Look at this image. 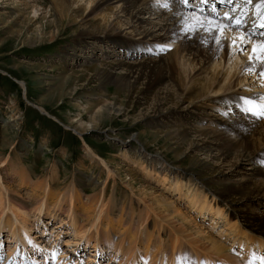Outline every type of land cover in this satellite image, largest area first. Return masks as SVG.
Returning <instances> with one entry per match:
<instances>
[{
	"label": "bare ground",
	"instance_id": "obj_1",
	"mask_svg": "<svg viewBox=\"0 0 264 264\" xmlns=\"http://www.w3.org/2000/svg\"><path fill=\"white\" fill-rule=\"evenodd\" d=\"M201 1L197 8L187 7L195 9L193 13L181 0H55L52 15L66 12L84 36L114 37L100 42L114 50L130 51L128 58L133 59L132 62L120 61L115 66L105 68L103 65L99 69L97 76L104 83L125 81L132 88L145 86V91L155 95V103L151 104L153 110L167 102L191 109L186 120L197 122L200 127H192L182 136L198 137L192 146L208 154V159L194 166L210 179L211 185L219 188L216 189L218 195L208 196L192 178H182L164 166L140 162V170L147 180L159 186L158 190L154 188L156 192L153 188L146 189L154 196L150 201L157 206L153 207L155 214L145 205L134 207L127 200L112 201L106 194L88 198L84 188L77 193L67 192V189L65 193L58 189V182L49 184L53 175L48 176V179L53 177L44 185L36 181L28 185L25 172L14 169V158H9L0 167V264H93L100 259L99 264H264V215L257 216L252 211L253 206L264 203V118L253 114L264 105V63L249 59L252 47L264 43V27H261L264 0ZM165 3L168 7H164ZM220 5L229 7L223 15L215 12ZM247 9L255 16L248 18L249 22ZM33 11L35 16L39 14L38 9ZM237 19L242 22L239 26L235 24ZM217 24L226 26L223 33L216 30ZM125 29L137 38L128 37ZM240 36L248 38V42L240 44L237 40V46H233V38ZM241 47L245 49L243 52ZM90 49L94 54L96 48ZM168 50L166 55H161ZM141 51L158 56L142 59L138 53ZM242 53L245 58L241 57ZM101 86L104 85L101 83ZM209 110L221 112L224 117L206 115ZM238 114L239 118H233ZM83 118L73 122L81 130L79 134L98 128L97 120L84 123ZM214 122L221 129L204 132L207 129L203 123ZM13 123L14 120L4 122L3 128L13 130ZM186 139L187 136L183 137ZM90 156L94 162L101 163ZM245 164L251 168L242 174ZM238 174L243 178L232 180L231 177ZM110 175L108 173V179ZM4 178L16 181L21 189L26 186L31 192V201L24 205L12 199ZM101 182L92 179L86 187L101 185L104 189L107 180ZM165 194L177 197L180 204ZM20 198L23 197L19 195ZM27 207L32 209L26 211ZM31 211L36 214L33 219L29 215ZM189 211L208 222L209 227L199 226L197 218L191 217ZM168 216L187 228L183 235L173 234L163 223L164 220L173 223L165 219ZM44 218L58 221L51 231L56 232V239L44 237L41 227L46 225ZM112 218L117 226L108 230ZM19 219L30 224L35 219L36 231L44 239L48 238L46 242L50 245L38 246L36 236ZM102 222L105 229L100 225ZM4 233L9 235L5 243L12 244L6 254L4 237L8 235ZM63 234L67 235V240L61 255L58 238ZM46 242L41 240L40 244ZM140 248L144 250L143 256L138 254ZM234 248L238 249L237 253ZM72 252L81 256L70 255ZM87 252H90L89 258ZM241 253L247 254V258Z\"/></svg>",
	"mask_w": 264,
	"mask_h": 264
},
{
	"label": "rangeland",
	"instance_id": "obj_2",
	"mask_svg": "<svg viewBox=\"0 0 264 264\" xmlns=\"http://www.w3.org/2000/svg\"><path fill=\"white\" fill-rule=\"evenodd\" d=\"M54 1L0 0V167L9 158H14V169L18 168V171L25 172L24 178L28 179L26 183L28 185L36 182L44 185L46 180L55 176L53 180H49V184L58 182L57 185H60L58 189L64 190L65 193L67 189V192L77 193L84 188L88 198L106 194L112 201L127 200L130 204L132 202L134 207L145 205L155 214L153 207L157 206L150 201L154 200V196L147 190L150 188L158 190L159 186L155 181H148L141 172L142 162L164 166L166 170L185 179L192 178L208 196L216 197L218 195L216 189L219 188L211 185L210 179L194 166L201 160H207L208 154L204 155L199 148H193L192 144L198 137L186 135L187 141L183 140V137H186L182 136L185 131L192 127H200L197 122L190 123L186 120L191 109H187L186 105L179 104L176 107L175 102L171 104L167 102L162 108L153 110L151 104L155 103V95L145 91V86L140 84L137 88H132V85L125 81L120 84L104 83V80L97 76L99 69L103 65L105 68L113 64L115 66L120 61L132 62L133 59L128 58L130 51L114 50L112 46L100 42L114 37L84 36L82 30L73 25L72 17L66 12L52 15ZM201 4L200 0H188L187 3H183L185 8L189 5L197 8ZM209 8L206 6L207 10ZM34 9L39 10L36 16ZM187 9H190L189 12H195V9ZM217 9L220 15H223L229 7ZM247 11L249 22V19H254L255 16L251 9ZM95 19L97 21L98 18ZM124 33H129L128 37L134 40L137 38L132 36L128 29H125ZM89 47L96 48L94 54ZM143 51L138 52L142 59H153L155 55L158 56ZM168 52L169 50L161 55ZM241 57L245 58V55L242 53ZM101 83L104 86H101ZM208 114L224 117L221 112L214 110H209L206 115ZM81 117H84V123L97 120L98 128L79 134L81 130L75 127L73 122ZM236 117L239 118V114L233 116ZM13 120V130L3 128L4 122ZM203 127L207 129L204 132L221 129L215 122L203 123ZM90 155L99 159L101 163L94 162ZM129 168L134 169L131 170L134 172L133 178L130 176ZM248 168H251L249 164H245L242 174L246 173ZM107 172L111 174L109 179ZM242 174L231 178L239 181L243 178ZM51 175L53 176L48 179ZM89 179H95L96 182L107 180V185L104 189L101 185L86 187L91 181ZM4 181L11 190L10 197L16 202L27 205L31 201V192L25 189L26 186L21 189L16 181L6 179ZM19 195L25 199H18ZM168 196L171 200L178 201L177 197ZM178 203L180 204L179 201ZM30 209L32 208L27 207L26 211ZM252 211L257 216L264 215V203L253 206ZM188 214L197 218L199 226L203 224L204 227H209L208 222H203L194 213L189 211ZM29 215L31 219L36 216L34 211L29 212ZM165 219L173 221L170 223L163 219V223H166L173 234L183 235L184 229L187 230L171 216ZM13 220L12 217V222ZM43 221L46 224L45 227L41 226L44 237H48L49 240L51 236L55 238L56 232L51 231L58 221L52 222L47 218ZM22 223L36 236L35 243L38 246L42 245L45 248L50 245L46 242L48 238L44 239L36 231L38 223L35 219L31 224L24 221ZM100 225L105 229L104 222ZM116 226V221L112 218V225L108 230ZM5 235L8 234L4 233ZM7 238L9 235L4 237V254L12 246L10 242L5 243ZM58 239L61 240L58 247L61 254L65 248L67 235L63 234ZM71 239L77 242L75 238ZM41 240L46 244H40ZM234 250L238 252V249ZM75 253L72 252L70 255L75 256ZM87 253L89 258L90 252ZM138 254L143 256L144 250L140 248ZM242 255L247 258V254ZM76 256L79 257L81 254ZM226 257L232 260L228 254ZM82 258L87 262L85 256ZM101 261L102 259L97 262ZM97 262L93 264H99Z\"/></svg>",
	"mask_w": 264,
	"mask_h": 264
},
{
	"label": "snow or ice",
	"instance_id": "obj_3",
	"mask_svg": "<svg viewBox=\"0 0 264 264\" xmlns=\"http://www.w3.org/2000/svg\"><path fill=\"white\" fill-rule=\"evenodd\" d=\"M182 3H187L188 0H181ZM164 7H168V4L165 3ZM199 22V21H198ZM209 24H212V21H208ZM242 22L237 19L235 21V24L239 26ZM261 27H264V25H261ZM215 28L217 31L223 33L226 29V26L217 24L215 25ZM237 40H239L240 44H246L248 42V38L245 36H240L237 38H233V46H237ZM245 49L243 47L240 48V51L243 52ZM249 59H258L262 63H264V43L255 45L252 47V55L249 56ZM250 111L252 110L251 108L249 109ZM254 115H257L260 118H264V105L259 106V111L253 112Z\"/></svg>",
	"mask_w": 264,
	"mask_h": 264
}]
</instances>
